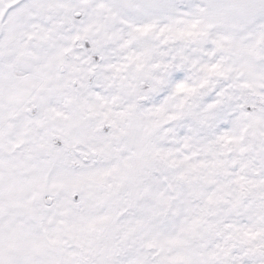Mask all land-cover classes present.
<instances>
[{
	"label": "snow or ice",
	"instance_id": "snow-or-ice-1",
	"mask_svg": "<svg viewBox=\"0 0 264 264\" xmlns=\"http://www.w3.org/2000/svg\"><path fill=\"white\" fill-rule=\"evenodd\" d=\"M0 264H264V0H0Z\"/></svg>",
	"mask_w": 264,
	"mask_h": 264
}]
</instances>
